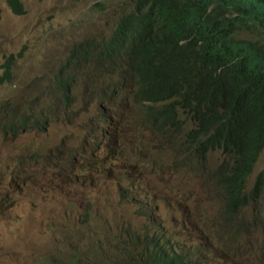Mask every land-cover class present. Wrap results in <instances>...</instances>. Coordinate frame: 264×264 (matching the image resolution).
I'll use <instances>...</instances> for the list:
<instances>
[{
  "label": "rangeland",
  "instance_id": "1",
  "mask_svg": "<svg viewBox=\"0 0 264 264\" xmlns=\"http://www.w3.org/2000/svg\"><path fill=\"white\" fill-rule=\"evenodd\" d=\"M176 1L158 0L157 7L176 17L180 11L175 7ZM23 2L26 12L16 15L9 8L8 0H0V75L4 74L3 64L7 58L14 55L13 80L0 82V166L11 171L2 188L6 196L13 197L7 203L0 200L8 213L13 212L9 225L2 222L0 226V264H36L37 255L47 248L49 264H68L64 254L58 255L52 246H48L57 241L66 247L75 244L77 264H87L81 246L90 251L93 246L84 245L86 240L80 241L78 237L94 236L98 229L102 233L108 232L101 249L96 252L97 264H123L129 257L128 244L121 239L124 227L143 232L144 243L153 241L149 231L153 236L171 239L174 235L180 242L188 245L195 242L196 246H201L199 241L204 236H198L195 229L199 221L202 223L199 233L208 231L207 240L222 238L215 240L217 245L212 250L217 253L192 254L204 260L203 264H264V193L259 203H249L247 212L243 209L230 216L221 206L217 183L212 184V180L202 174L186 173L180 168L176 174H166L168 180L181 189L180 197L171 192L172 202H168L162 196L166 179L150 169V159L158 157L162 148L158 129L142 122L145 104L142 107V103L121 102L118 97L113 99L112 108L104 97V88L95 82L86 83V75L64 96L57 94L60 89L57 79L64 75L62 68L73 48L87 38L110 34L123 12L129 9V0ZM199 27L210 29L208 23H199L195 30ZM155 35L161 43L160 33ZM185 35L192 34L184 32ZM191 40L200 43L202 38L193 36ZM188 42L183 41L181 45H190ZM81 75L82 70L70 79ZM121 90L117 87L116 92ZM44 97L48 100L44 115L49 113L51 116L48 129L43 131L32 124L25 133L4 130L10 119L12 122L17 119V113L21 114L19 119L23 113L41 114L39 106ZM45 106L44 100L42 107ZM95 127L104 131L105 138L99 145L89 143L86 146L80 136L87 131L94 136ZM64 129L68 131L62 133ZM120 133L126 135L121 144ZM99 141L97 137L96 142ZM44 146L48 148L42 151ZM83 152L82 170H76L73 162L77 156L72 162L69 158L71 154ZM178 154L166 151L162 159L170 164ZM261 154L257 173L264 166V150ZM223 159L222 155L211 156L198 165V170L207 175L206 170L219 169ZM160 163L157 162L155 167ZM89 168L91 173L87 172ZM86 172L90 186L96 185L95 191L103 193L102 196L96 197L89 190L74 186V180L83 178ZM2 174L3 169L0 176ZM107 179L118 182L110 185L106 183ZM253 181L254 176L249 184ZM124 188L127 193L121 197ZM74 198L80 206L87 199H92L91 205L112 200L111 209L105 210L106 224L69 211L73 205L68 204ZM156 202L157 206L154 205ZM12 205L15 207L11 208ZM207 248L208 243L204 250ZM124 256L126 259L122 260ZM48 258L41 255L38 263L47 264Z\"/></svg>",
  "mask_w": 264,
  "mask_h": 264
},
{
  "label": "trees",
  "instance_id": "2",
  "mask_svg": "<svg viewBox=\"0 0 264 264\" xmlns=\"http://www.w3.org/2000/svg\"><path fill=\"white\" fill-rule=\"evenodd\" d=\"M157 3L158 0H129V9L123 12L110 34L101 35L99 38H87L77 44L62 68L65 71L64 75L57 79L60 81L58 92L64 96L71 90L72 85L85 75L86 83L95 82L97 86L106 89L109 87L108 82L120 81L121 83L111 86L116 90L125 83L122 82L125 73H131V81L127 87L116 92L113 99L121 97V102L142 103V107L145 104V110L141 115L145 111H154L150 118L156 121L158 120L156 114L164 107L179 108L190 102L194 111L184 119V122L194 116L192 126L202 123L216 113L225 120L226 126L230 129H214L221 130L224 138L231 141L230 148L238 152L229 163H235L241 153L246 152L250 158L257 160L264 150V129L261 127L264 122L262 123L259 115L253 113L262 114L264 111V96H250L247 100L252 102V105L238 113L233 111L228 113L210 101L219 92L212 93L196 103L190 97L202 91L223 90L229 92L232 98L240 92L247 93L248 88L249 91H258L264 86V0H177L175 7L180 6L185 14L184 31L202 40L195 43L191 40L192 35H185L180 39V43L188 40L190 45H171L173 43L171 38L168 47L160 46L157 35L151 36L148 32L156 14ZM8 5L16 14L25 11L22 0H8ZM207 19L208 22L203 24L208 23L210 29L202 30V27H199L197 28L199 31L195 30L199 22ZM170 29L180 30L181 27L173 23ZM241 33L247 35L240 36ZM186 56L199 58L200 66L192 68L191 65L194 64L192 60L183 63ZM13 61L14 55L3 64L4 74L0 75L1 83L13 80ZM81 70V76L67 80V77L76 75ZM231 84L236 91L229 88ZM262 91L264 92V89ZM67 97L70 99V95L67 94ZM225 98L224 95L219 97L222 100ZM151 102L155 106L149 105ZM202 104H204L202 112L208 114L203 117L195 115L196 107ZM239 106L240 103L236 102L232 107ZM20 115V113L15 115L17 119L13 123L22 124L21 129H27L32 124H36L43 131L49 127L51 119L49 113L46 115L43 113L38 115L35 112L23 113L19 119ZM158 133L161 137V131ZM84 144L87 146L89 143L84 141ZM93 144L98 145L99 142ZM206 155L207 151H204L198 160ZM253 167L254 163L245 171L251 172ZM235 170L236 168H232L230 172ZM259 174L263 179L264 168ZM224 189L225 187L221 188ZM126 190L125 188L121 190V197L126 195ZM248 190L247 193L239 195L236 201L238 212L248 208L255 201L259 203L264 193V189L258 187H251ZM248 199H251L250 204ZM154 205L157 206L158 203ZM195 226L198 236L203 235L204 238L200 239L201 246L198 247H195V242H191V249H188L187 242L178 241L174 235L167 239L166 236H153L148 231L149 238L153 241L144 243L141 233L131 229L122 231L121 239L127 242L129 249V257L127 259L123 257L122 260L126 259L123 264H203L204 260L194 259L191 255L196 253L199 256L203 252L217 253L212 249L217 245L215 240L221 241L222 238L207 240L208 231L199 233L202 223L199 221V225ZM96 234L98 241L104 240L101 229ZM82 237L83 235L78 238ZM206 243L208 248L205 251ZM101 247L102 245L96 252Z\"/></svg>",
  "mask_w": 264,
  "mask_h": 264
},
{
  "label": "clouds",
  "instance_id": "3",
  "mask_svg": "<svg viewBox=\"0 0 264 264\" xmlns=\"http://www.w3.org/2000/svg\"><path fill=\"white\" fill-rule=\"evenodd\" d=\"M23 5H24V9H25L24 13H25L26 6L24 2ZM179 9L180 11L176 13V17H175L174 15H170L168 11H164L160 7L156 6V14L152 23L150 24L148 32L150 33L151 36L155 35L156 32L160 33L161 36L160 46L162 47H168L169 46L168 42L169 39L171 38L173 39V43L171 45L173 44L181 45L180 39L183 37V33L185 32L183 29V20L185 19L184 18L185 14L184 11L180 8V6ZM16 15H21V14H16ZM179 17H181L182 19L178 20ZM206 21L208 22V19L205 21H201L199 23L203 24V22ZM173 23L179 24L181 29L180 30L170 29V26ZM11 56L13 55L11 54L8 58H10ZM189 60H192L194 62V64L191 65L192 68L195 66H200V59L196 57L191 58L190 56H186L183 63L186 64ZM131 77H132L131 73H125V76L122 79V82L125 81V83L119 86L122 90L125 87H127L129 82L131 81ZM116 83H121V82L120 81L118 82L116 80L110 81L108 82L109 84L108 89L104 88V97L106 101L111 104L112 108L114 107L113 96L115 95L116 90H113L111 86ZM229 88L236 91V89L232 86V84L230 85ZM263 89L264 86L258 91H249L248 88L247 93L240 92L238 95L236 94V96L232 98L229 96L230 95L229 92L223 90L202 91L195 95H191L190 99H192L196 103L200 99H206L207 96L211 95L212 93L219 92L210 101L215 103L219 109H223L228 113L232 111L238 113V111L246 110V108L249 105L250 106L252 105V102L247 100L250 96H255V97L264 96V92L262 91ZM57 94L60 93L57 92ZM221 95L226 96V98L223 100L219 99ZM246 95H248L247 98L245 97ZM44 100L46 101V106L42 107V102ZM236 102H239L240 106L232 107ZM151 104L154 105L153 102H151L149 105ZM191 105L192 104L189 102V104H187L186 106L179 108H171L170 106H166L159 113L156 114L158 118L157 121L150 118L152 115H154V111H145L143 113L142 122L146 124V126H155L158 129V132L161 131L162 133V136L160 137V146L162 150L158 157H156L155 159H150L152 163L150 169L157 171L160 175H162L166 179V185L162 196L168 202H172L171 201L172 199L169 195L171 194V192H173L174 195H178L179 197L181 195L180 187H178V185L173 183L172 181L168 180V178L166 177V174L168 172L176 174L179 172L180 168H182V170H185L186 173L193 172L195 174H202L207 179L215 181V183H217L219 186V190L221 191V197H222L221 206L223 208L224 213L230 216H235L237 215V212L239 210V208L236 205V201L239 195L247 193L249 191L248 189L251 187H258L264 189V177L262 176L263 177L262 179L259 174L261 170L258 173L256 172V167L262 154H260L258 159L256 160L250 158L247 152L241 153V156L238 161H236L235 163H229L233 158H235L238 152L234 148H230L232 147L231 141L224 138L221 130H217V129H225V128L230 129L226 126L225 120L215 113L211 118H206L202 123L192 126V123L195 121L194 116L189 118L186 122H184V119L194 111ZM203 106L204 104L196 107L197 111L195 115H199L201 117L208 115L202 112L201 109ZM39 107L41 113L44 114L48 108V100L46 97L41 99ZM145 107L143 108V111ZM253 114L259 115V117L262 119V123L264 122V111L262 112V114H259L258 112H254ZM173 124H179V125L172 126ZM5 126H6V129H4L5 131H12L13 133H25L28 131V129H21L22 124L20 123L14 124L11 119ZM261 127L262 129H264V124H262ZM94 130H95L94 136L91 135L90 131H87L86 133L82 134L80 137L83 138L86 143L96 142V138L99 137L100 138L99 144H100L101 141L105 138L104 131L99 127H95ZM66 131L68 130L64 129L62 133H65ZM174 135H176V137H173ZM125 140H126V135L124 133H120L119 144L123 143ZM164 147H169V148L163 150ZM46 148L48 147L44 146L42 151H44ZM226 149L228 150L225 151ZM166 151L179 153L177 156H174L170 164L164 163L162 159L163 158L162 156ZM204 151H207V155L203 159L198 160L199 156ZM83 154L84 152L82 154H75V155L71 154V157L69 158V160L72 162L75 160L77 156V159L75 160V162H73L76 164V170L77 169L82 170V166L80 165V163L82 162L81 157L83 156ZM43 155L46 158L45 152L43 153ZM215 155H222V157L224 158L222 163H220L222 164V166L219 169L210 168L206 170L208 176L204 174L203 171L198 170V165L200 163H203V161H206L211 156H215ZM159 161H161V163L157 167H155L156 163ZM118 163H121V160H118ZM253 163H254L253 170L251 172H246L245 169L250 167ZM225 168H227L226 169L227 174L224 173ZM232 168H236V170L230 172ZM2 169L4 170V174L0 176V193H1L0 200H4V202L7 203L13 200L12 199L13 197L12 195L6 196L5 190L2 188V183L7 178L8 173L11 171L10 168L8 167L0 166V170ZM87 172L91 173L90 168L87 169ZM87 172L83 175V178L74 180V186H80V189L81 190L84 189V191L89 190L92 193V195L96 197L102 196L103 193L95 191L96 185L90 186V180H88L89 176H87ZM252 176H254V181L252 185H250L249 182ZM114 182H118V180L107 179L106 181V183L110 185L113 184ZM169 187H171V189H169ZM222 187H225V189L221 190ZM91 202L92 199H87L83 201V204L80 206L78 203V199L75 198L71 199L68 205L72 204L73 207L69 211H73L75 214H80L82 218L95 220V221H102L105 222L106 224L105 210L111 209L109 205L112 204V200H110L109 202H105L103 204L97 203L91 205L90 204ZM68 205L66 204L64 206V209ZM174 205L175 203H172V206ZM14 207L15 205L11 206V208ZM101 216L102 218L100 219ZM12 218H13V212L10 211L8 213L7 209L5 208V204H0V226L2 222H4L5 225H9ZM66 220L69 221L67 218H65V221ZM126 229H131L132 231H137L141 233L144 240L143 232L135 230L130 226L124 227L122 231H125ZM0 232H2V229H0ZM107 232L108 230L103 234L105 235ZM96 235L97 234L90 237L83 235L82 238H78V240L80 241L86 240V243L84 245L89 244L93 246V251L87 250L84 248V246H81V252L83 258L87 264H97V259L95 256L96 250L100 245L103 244V240L98 241ZM236 240L239 241L240 238H237ZM24 244L26 246L29 245L26 243ZM48 246H52L53 249L57 251L58 255L64 254L65 255L64 257L68 264H77V254H76L75 244L66 247V245L63 244L61 241H57L50 243ZM48 254H50V251L47 248L42 253L37 255L36 264H39L38 261L41 255H45V257L48 258ZM191 257L199 260L197 257H194L192 255ZM47 261H48L47 264H49V258L47 259Z\"/></svg>",
  "mask_w": 264,
  "mask_h": 264
},
{
  "label": "bare ground",
  "instance_id": "4",
  "mask_svg": "<svg viewBox=\"0 0 264 264\" xmlns=\"http://www.w3.org/2000/svg\"><path fill=\"white\" fill-rule=\"evenodd\" d=\"M247 201H249V203H250L251 199H248ZM247 209H248V208H246V209L244 208V211L247 212ZM239 212H241V211H239ZM239 212H238V213H239ZM188 247H189L188 249H191V245H188ZM195 247H198V246H195Z\"/></svg>",
  "mask_w": 264,
  "mask_h": 264
}]
</instances>
